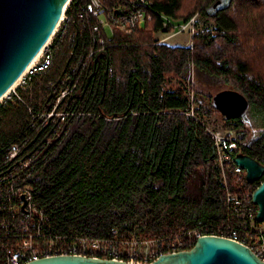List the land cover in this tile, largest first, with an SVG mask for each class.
I'll return each instance as SVG.
<instances>
[{
  "label": "trees",
  "instance_id": "1",
  "mask_svg": "<svg viewBox=\"0 0 264 264\" xmlns=\"http://www.w3.org/2000/svg\"><path fill=\"white\" fill-rule=\"evenodd\" d=\"M126 1L103 3L114 8ZM149 1L150 20L130 32L113 28L107 34L93 31L95 19L84 13L87 0H69L50 64L30 75L24 90L18 88L24 103L0 104V144L29 137L35 139L30 148L40 145L32 193L47 216L42 239L166 242L195 230L220 235L226 227L243 238L224 196L252 193L259 182L237 181L230 172L234 164L225 162L223 184L209 133L186 115L182 82L193 67L227 82L264 113V0ZM194 15L196 26L200 19L214 26L198 30L189 45L170 46L156 38ZM91 49L95 54L87 59ZM67 76L77 88L61 103L69 112L63 128L57 134L49 127L34 131L27 106L47 105ZM194 94L196 113L207 120L212 103L205 99L204 108ZM222 120L246 142L242 117ZM240 153L264 165V132Z\"/></svg>",
  "mask_w": 264,
  "mask_h": 264
},
{
  "label": "built area",
  "instance_id": "2",
  "mask_svg": "<svg viewBox=\"0 0 264 264\" xmlns=\"http://www.w3.org/2000/svg\"><path fill=\"white\" fill-rule=\"evenodd\" d=\"M151 4L149 0H128L123 5L109 8L105 6L103 0H87L84 13L95 19L93 31L104 29L108 34H111L113 28H117L130 32L137 24L151 19L149 10ZM84 13H79L78 18H84ZM196 18V15H194L186 22L173 25L172 31L165 33L159 41L163 42L182 32H186L191 37L198 32ZM67 20L68 18L63 11L52 36L43 46L37 58L33 59L34 61L26 68L20 77L21 79L19 78L21 83L18 86L15 84L11 87L0 98V104L14 103L15 101L24 103L21 98V90L18 88L24 90L30 75L50 64L54 46L53 38L61 25ZM98 44H103V40L99 39ZM101 50V48L98 49L99 52ZM94 54V49L89 50L87 59ZM86 62L87 60L83 61L81 65L85 66ZM192 70L193 67H190L186 79L187 84H185L188 99L186 115L203 124L206 132L209 133L214 148L215 160L221 170L223 184L226 186L224 163L232 162L230 154L240 153L241 148L247 142H240L234 135L224 134L211 128L209 126L211 118L204 120L196 113V97L191 87L192 84H190ZM76 88V81L68 79L67 76L60 87L55 86L53 88V97L47 105L37 108L28 105L27 110L31 116V128L38 132L40 128L49 127L57 134V130L63 128V123L69 115V112L62 108L61 103L70 97L76 91ZM34 140L25 137L20 142L9 143L5 147L0 144V264H25L41 257L63 254L147 264L162 253L188 250L199 236L216 235L195 230L183 234L176 241L166 242L158 240L142 241L138 238L108 240L79 236L72 242L64 243L62 238L54 235L42 239L41 222L45 218L47 219V216L40 209L32 193L34 178L39 173L38 163L40 160V145L30 148ZM230 172L237 181L245 177L243 169L239 166L234 165ZM224 204L239 222L244 235L240 240L235 230L226 227L223 233L217 236L229 238L249 247L253 254L264 263V223L256 221L257 207L252 201V193L227 191L224 196ZM141 243H150L152 249L145 250V248L144 252H140L139 245ZM165 248L167 251L163 252Z\"/></svg>",
  "mask_w": 264,
  "mask_h": 264
},
{
  "label": "water",
  "instance_id": "3",
  "mask_svg": "<svg viewBox=\"0 0 264 264\" xmlns=\"http://www.w3.org/2000/svg\"><path fill=\"white\" fill-rule=\"evenodd\" d=\"M69 0H0V98L15 84L52 36ZM96 58L92 62L94 70ZM88 77L85 87L89 81ZM85 88L80 95L84 93ZM212 104L226 119L242 117L247 100L225 90ZM214 152L212 153V156ZM234 165L249 183L259 182L252 192L256 221L264 223V165L243 153L230 154ZM25 264H137L80 256L52 255ZM147 264H264L249 247L217 235L199 236L188 250L162 253Z\"/></svg>",
  "mask_w": 264,
  "mask_h": 264
},
{
  "label": "rangeland",
  "instance_id": "4",
  "mask_svg": "<svg viewBox=\"0 0 264 264\" xmlns=\"http://www.w3.org/2000/svg\"><path fill=\"white\" fill-rule=\"evenodd\" d=\"M213 24L206 22L203 19H200L197 23L196 28L198 30L203 29H211L213 28ZM108 34V33H107ZM163 37L162 34H156V38L161 39ZM167 44L169 45H178V46H187L190 44V36L186 32L177 33L172 38L168 39ZM40 60V58L38 57ZM192 78L190 80V84H192V89L194 92H198V98L201 99L202 105L204 108H207V103L205 99H210L212 103V98L217 96L218 93L229 90L232 91L233 89L231 86L224 82L220 78L212 77L209 75H205L204 73H198L195 70L191 71ZM188 76V73H187ZM21 79V78H20ZM18 79L16 86L21 83V80ZM175 81H178L179 79H174ZM187 80H184V86ZM15 86V85H14ZM188 86V85H187ZM190 87V86H189ZM213 109V113L208 115L207 117L211 118V121L209 123V126L213 129H217L221 131L224 134H230L234 135L236 130L228 131L224 127V122L222 120V115L219 111H217L213 104H210ZM243 121H244V136L246 142H251L255 140L262 132H264V113L260 112L258 110H255L251 105H247L242 112ZM146 248V249H145ZM151 250L152 245L150 243H141L139 245V251L144 252L145 250Z\"/></svg>",
  "mask_w": 264,
  "mask_h": 264
},
{
  "label": "crops",
  "instance_id": "5",
  "mask_svg": "<svg viewBox=\"0 0 264 264\" xmlns=\"http://www.w3.org/2000/svg\"><path fill=\"white\" fill-rule=\"evenodd\" d=\"M162 35H164V34H162ZM172 37H173V36H172ZM172 37H170V38H172ZM170 38H168V39H170ZM168 39L164 40L163 42L166 43ZM166 44H167V43H166ZM168 45H169V44H168ZM170 46H178V45H170ZM184 46H185V45H184ZM200 101H202V100L200 99Z\"/></svg>",
  "mask_w": 264,
  "mask_h": 264
},
{
  "label": "bare ground",
  "instance_id": "6",
  "mask_svg": "<svg viewBox=\"0 0 264 264\" xmlns=\"http://www.w3.org/2000/svg\"><path fill=\"white\" fill-rule=\"evenodd\" d=\"M38 55H39V53L36 55V57L34 58V60L37 58ZM34 60H33V61H34ZM16 83H17V81L15 82V84H16ZM15 84H14V85H15ZM14 85H13V86H14ZM13 86H12V87H13ZM1 98H2V97H1Z\"/></svg>",
  "mask_w": 264,
  "mask_h": 264
}]
</instances>
